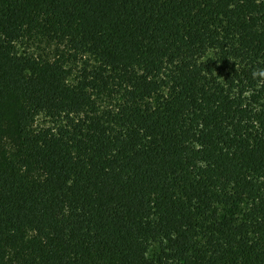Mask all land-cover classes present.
<instances>
[{"label": "trees", "instance_id": "1", "mask_svg": "<svg viewBox=\"0 0 264 264\" xmlns=\"http://www.w3.org/2000/svg\"><path fill=\"white\" fill-rule=\"evenodd\" d=\"M260 72L264 0H0V264H264Z\"/></svg>", "mask_w": 264, "mask_h": 264}, {"label": "clouds", "instance_id": "2", "mask_svg": "<svg viewBox=\"0 0 264 264\" xmlns=\"http://www.w3.org/2000/svg\"><path fill=\"white\" fill-rule=\"evenodd\" d=\"M258 74L264 76V72H260ZM253 75L255 76V75H257V73H253Z\"/></svg>", "mask_w": 264, "mask_h": 264}]
</instances>
